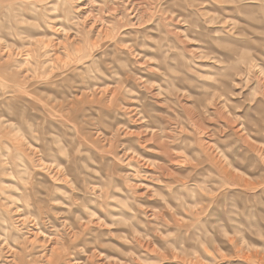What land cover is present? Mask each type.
Masks as SVG:
<instances>
[{"label": "rangeland", "instance_id": "374dc122", "mask_svg": "<svg viewBox=\"0 0 264 264\" xmlns=\"http://www.w3.org/2000/svg\"><path fill=\"white\" fill-rule=\"evenodd\" d=\"M248 1L0 0V264H264Z\"/></svg>", "mask_w": 264, "mask_h": 264}, {"label": "bare ground", "instance_id": "6f19581e", "mask_svg": "<svg viewBox=\"0 0 264 264\" xmlns=\"http://www.w3.org/2000/svg\"><path fill=\"white\" fill-rule=\"evenodd\" d=\"M248 2H251V3H255L254 2V0L253 1H248ZM60 20V19H59ZM158 90H162V87H158L157 88ZM8 143V142H7ZM8 146V145H7ZM5 151V150H4ZM2 181V180H1ZM1 191V190H0ZM3 192V191H2ZM14 194V193H13ZM17 194V193H16ZM0 195H2V193L0 192ZM6 195V194H5ZM18 195V194H17ZM3 196V195H2ZM4 197H6V196H4ZM8 198L11 200V198L10 197H6V205L8 204V202H9V200H8ZM0 199H2V198H0ZM5 200V199H4ZM3 200V201H4ZM3 201H1L2 202V207H4L5 208V206H3L4 205V203H3ZM0 202V203H1ZM15 202V201H14ZM10 203V202H9ZM1 209V208H0ZM16 212H17V215H18V219H19V221H21V222H25L26 220H27V218L30 216V215H28V211H26L27 212V214L24 212L25 211V209L23 208V207H16ZM2 210H4V209H2ZM6 211V210H5ZM4 214V213H3ZM7 216V215H6ZM16 218V219H17ZM6 219V218H5ZM116 220H118V222H119V219L117 218ZM2 225V224H1ZM10 226H11V224H10ZM1 228V231H0V236H2V238H1V241H2V245H6L7 244V240L9 239V238H11L13 241H16V239L15 238H13V237H11V236H9V234H8V230H7V228H8V225H7V222L5 221L4 223H3V225H2V227H0ZM88 240V239H87ZM13 244H15L14 242H13ZM5 247H7L8 248V246L6 245ZM52 255V254H51ZM10 256V255H9ZM56 258H60V256L58 255V257H56ZM10 260H12V259H10ZM75 263V262H74ZM55 264H57L56 262H55Z\"/></svg>", "mask_w": 264, "mask_h": 264}]
</instances>
